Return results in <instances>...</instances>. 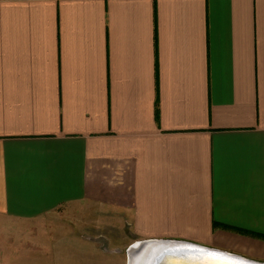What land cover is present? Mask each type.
<instances>
[{
	"label": "crops",
	"instance_id": "crops-1",
	"mask_svg": "<svg viewBox=\"0 0 264 264\" xmlns=\"http://www.w3.org/2000/svg\"><path fill=\"white\" fill-rule=\"evenodd\" d=\"M63 206L264 262V0H0V264Z\"/></svg>",
	"mask_w": 264,
	"mask_h": 264
},
{
	"label": "rangeland",
	"instance_id": "rangeland-1",
	"mask_svg": "<svg viewBox=\"0 0 264 264\" xmlns=\"http://www.w3.org/2000/svg\"><path fill=\"white\" fill-rule=\"evenodd\" d=\"M56 213L62 224L39 236V245L47 249L46 259L37 254L28 264H126L128 247L138 241L102 220L100 224L92 222L93 211L81 215L63 206Z\"/></svg>",
	"mask_w": 264,
	"mask_h": 264
},
{
	"label": "water",
	"instance_id": "water-1",
	"mask_svg": "<svg viewBox=\"0 0 264 264\" xmlns=\"http://www.w3.org/2000/svg\"><path fill=\"white\" fill-rule=\"evenodd\" d=\"M141 242L149 243V248L127 249L126 264H139L137 259L150 257L149 264H264L227 251L207 247L197 243L174 239H145ZM142 251V252H141ZM138 253H141L138 255ZM129 254L132 258L129 259ZM138 255V256H136ZM134 257V258H133ZM148 260L146 259L145 262Z\"/></svg>",
	"mask_w": 264,
	"mask_h": 264
},
{
	"label": "bare ground",
	"instance_id": "bare-ground-1",
	"mask_svg": "<svg viewBox=\"0 0 264 264\" xmlns=\"http://www.w3.org/2000/svg\"><path fill=\"white\" fill-rule=\"evenodd\" d=\"M143 240H145V239H143ZM149 244H151V242H149V243H143V242H141V240H138V241H135V242H133V244H131L132 246H134L135 248H141V250L142 251H144V250H146L147 248H149L150 246H149ZM130 247V246H129ZM129 249H132V247H130ZM148 250V249H147ZM141 251V252H142ZM141 253H138V255H140ZM138 255H136V256H138ZM132 258V255L131 254H129V259H131ZM134 258V257H133ZM148 260L147 262H145V260ZM137 261L139 262V261H142V262H139V264H149L150 263V261H151V258L150 257H142V258H140V259H137Z\"/></svg>",
	"mask_w": 264,
	"mask_h": 264
},
{
	"label": "trees",
	"instance_id": "trees-1",
	"mask_svg": "<svg viewBox=\"0 0 264 264\" xmlns=\"http://www.w3.org/2000/svg\"><path fill=\"white\" fill-rule=\"evenodd\" d=\"M226 228H230V227H226ZM233 230L236 231V232H239V233H241V234H247V235H250V236L261 237V236L258 235V234H255V233H252V232H249V231L243 230V229H236V228H233Z\"/></svg>",
	"mask_w": 264,
	"mask_h": 264
}]
</instances>
